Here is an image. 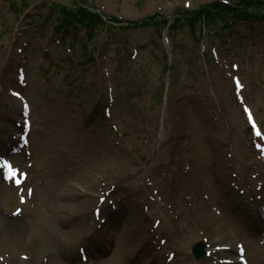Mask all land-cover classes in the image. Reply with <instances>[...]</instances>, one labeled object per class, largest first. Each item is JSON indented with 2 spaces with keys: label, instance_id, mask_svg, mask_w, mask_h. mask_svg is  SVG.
Masks as SVG:
<instances>
[{
  "label": "rangeland",
  "instance_id": "374dc122",
  "mask_svg": "<svg viewBox=\"0 0 264 264\" xmlns=\"http://www.w3.org/2000/svg\"><path fill=\"white\" fill-rule=\"evenodd\" d=\"M214 1L29 0L23 8L0 0V162L17 171L11 183L0 171V264H49L53 244L76 225V217L56 220L46 204L54 180L34 178L28 171L36 168L51 177L61 168L77 195L94 197L85 211L92 227L74 235L88 238L86 249L75 242L64 264H106V242L121 243L110 234L129 224L150 235L153 253L162 247L168 264L178 245L185 264H204L192 247L201 242L206 253L228 233L206 229L203 214L224 205L221 223L246 240L221 243L216 250L226 251L206 264L239 259V248L264 239V23L200 35L172 28L179 10ZM74 6L102 16L93 44L82 30H52L56 9ZM19 215L23 244L13 247V263L2 222Z\"/></svg>",
  "mask_w": 264,
  "mask_h": 264
},
{
  "label": "bare ground",
  "instance_id": "6f19581e",
  "mask_svg": "<svg viewBox=\"0 0 264 264\" xmlns=\"http://www.w3.org/2000/svg\"><path fill=\"white\" fill-rule=\"evenodd\" d=\"M10 102L13 104V102H16V100H13ZM13 113H15V110ZM20 116H21V118H23L26 121V122H24V121L23 122L27 126L32 125V122L31 121L29 122L28 120H26L28 118L25 119L23 114L20 113ZM19 121H22V120H19ZM22 130L26 131L27 129L23 128ZM3 139L4 138H1L0 142ZM26 148L27 147H24L23 150H25ZM28 151L30 152L29 148H28ZM32 159L34 162H37L36 157H32ZM260 165H261L260 163L257 164V166H260ZM28 170H30V168L26 167V169L23 170V174L28 175V173H27ZM28 172H30L32 175H34V178L35 177H37V178H43L44 177L46 179L53 178L54 182L52 183V185L50 186V190L48 191V194H50L51 200L48 201L46 204L50 207V209L52 210V213L56 214V220H60V221L63 220V222H64V221L68 220L67 217H69V218L76 217V219H77L76 225L75 226L72 225V230L64 232L65 242L61 243V245L56 244V243L53 244L54 251L52 252V254H49V256H50V261H49L50 263L49 264H62V263L64 264V259H65L64 256L67 255L66 253L68 250H70V247H72V248L74 247L75 242L85 244L84 249H86V242L88 241V238L83 239L82 236L77 235L76 237H74V235L76 234V232L77 233L79 231L84 232L87 228L92 227V222H91V224L89 222L87 223V220H89V217L87 216L85 211H86L87 207L91 203L94 202V197L91 194H87L84 197L77 195L75 193L76 191H75V188L73 187V185L66 181V177H69L67 171H65L61 168L56 169V173H54L53 177H51L50 172L43 173L44 172L43 169H37L36 168L35 170H33V171L31 170ZM220 185H222V184H220ZM221 188H222L223 194L225 195L223 187H221ZM211 189H212V192L214 190L216 191L215 186H212ZM215 194L218 195V192L216 191ZM222 199H224V198L222 197ZM97 204H99V203H97ZM221 208L223 211L225 209V205L222 206ZM209 211L210 212H208V214L207 213L203 214L204 219L202 218V221H201L202 225L204 227H206V229H208V230H210V225L212 226L211 230L214 229V226L218 225L219 226L218 228L223 230V232H225V230L227 231V233H228L227 239L228 240L224 238L225 236L223 233L220 236L221 239H219V240L213 239V243L208 242L207 244H210V246H208L210 249L206 250V257L202 260V263H204V264L211 261L212 259H218L219 255L223 254V252L226 251L223 249L216 250L217 247H219V248L225 247V245H220L221 243L228 242V244L234 245L233 247L235 248V247H242L243 246V243H242L243 240L244 241L246 240V238L244 237L246 235H242L241 234L242 231L236 225L226 227L225 224L221 223L220 220H221V212L222 211L218 207L216 209H211ZM240 211L247 212L248 210L244 207H240ZM256 214L257 215L259 214L258 210L253 209L252 216L254 215V217H255ZM248 218H249V214H248ZM21 219H23V216L19 215V216H16L14 218L13 217L10 218L8 221L2 222V225H4L3 226L4 227V233L7 235V237H9V240L11 243L10 247H9V255H10L9 260L13 261V263L16 262V255L13 253V247H16L17 249H19V247H21L23 244L22 239L20 238L22 231L19 228V224H20ZM84 221H85L86 225H84ZM257 222H258L257 226L254 225V227H253L254 231H258V229H256V228H258V227L260 228V222L261 221L258 219ZM70 223H73V221H71ZM139 224H140V222H139ZM129 226L130 227L128 230H127V228H124L121 232H117L115 230V231H113L114 233L110 234L111 236H114V234H116V237H119L121 243L116 248L107 249V242H106V244H105L106 249L105 250L108 252V255H109L107 260H106V264H135L136 261L140 262L141 264H144V260H145L147 255H148L147 261L145 264H168V263H170V262H168V259H166V258L164 259V255L160 254V251L162 250L161 246L157 245V247H156L159 254H157L156 252L153 253L152 249L149 247V245L153 246V242H152V240H149L150 235H148L147 232L146 233L142 232V235H143L142 236V235H139V233H137L136 229L133 228L132 225L129 224ZM214 235H217V234L214 233ZM254 235H255V233H254ZM141 236L143 237L142 239H141ZM218 236H219V234H218ZM218 236H217V238H218ZM237 236L239 238H241V240L237 239L236 238ZM138 244L139 245L142 244V245L140 247H137ZM262 246H264V239H260L258 236H255V237H253L252 240H250L248 243H246V250H245L246 252L245 253L248 255L250 263L246 262L245 259H238L237 257H234L233 255L229 254L224 258L225 259L224 264H247V263L248 264H254V262H256V264H263L264 260L259 259V257H262V251H263ZM229 249H230V247H228V250ZM184 250L185 249L182 245H178V247L174 251V253H177V254H176V256L174 255V257L171 261L175 264H179V263L185 264L187 261H190L189 257H187L186 252ZM239 251H240V248H239V250L236 251V254L238 253L240 256L244 255V257H245V253H243V255H242L241 252H239ZM151 252H152V254H151ZM249 252L252 253V258L250 256V254H248ZM171 254H173V253H171ZM134 255L137 256V258H135ZM61 261H62V263H61Z\"/></svg>",
  "mask_w": 264,
  "mask_h": 264
},
{
  "label": "trees",
  "instance_id": "16d2710c",
  "mask_svg": "<svg viewBox=\"0 0 264 264\" xmlns=\"http://www.w3.org/2000/svg\"><path fill=\"white\" fill-rule=\"evenodd\" d=\"M178 16L174 20V29H182L185 26L191 29L197 26L200 29V26L203 25L206 29L221 28L224 31L238 22H264V0H236L230 2L229 5L214 2L194 13L180 11ZM57 17L55 27L57 32L82 28L89 41L94 38L93 34L96 29L103 25L97 15L91 14L83 8H77L75 11L62 9L58 12ZM221 25L223 27H220Z\"/></svg>",
  "mask_w": 264,
  "mask_h": 264
},
{
  "label": "water",
  "instance_id": "95a60500",
  "mask_svg": "<svg viewBox=\"0 0 264 264\" xmlns=\"http://www.w3.org/2000/svg\"><path fill=\"white\" fill-rule=\"evenodd\" d=\"M192 254L196 259H199L200 257H202L203 254V245L198 244L196 245L193 250H192Z\"/></svg>",
  "mask_w": 264,
  "mask_h": 264
},
{
  "label": "snow or ice",
  "instance_id": "6c2138e0",
  "mask_svg": "<svg viewBox=\"0 0 264 264\" xmlns=\"http://www.w3.org/2000/svg\"><path fill=\"white\" fill-rule=\"evenodd\" d=\"M257 135H260L259 131L257 132ZM4 166L8 168V172H9L10 177H15L17 175V171L12 169L10 164L5 162ZM16 182L19 183V180H17Z\"/></svg>",
  "mask_w": 264,
  "mask_h": 264
}]
</instances>
